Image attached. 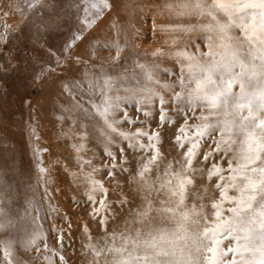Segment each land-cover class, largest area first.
Instances as JSON below:
<instances>
[{"label": "snow or ice", "instance_id": "6c2138e0", "mask_svg": "<svg viewBox=\"0 0 264 264\" xmlns=\"http://www.w3.org/2000/svg\"><path fill=\"white\" fill-rule=\"evenodd\" d=\"M122 14L150 29L130 36ZM147 31L164 37L150 58L126 55ZM12 73L66 100L53 115L71 152L46 166L37 143L23 183L0 137V264H76L77 239L79 264H264V0H8L0 77Z\"/></svg>", "mask_w": 264, "mask_h": 264}, {"label": "rangeland", "instance_id": "374dc122", "mask_svg": "<svg viewBox=\"0 0 264 264\" xmlns=\"http://www.w3.org/2000/svg\"><path fill=\"white\" fill-rule=\"evenodd\" d=\"M8 0H0V7H3ZM14 2V0H13ZM11 22V21H9ZM130 24H135L137 28H140L143 32L144 29H150L151 20L142 19L140 16L129 18L123 14L119 18V26L123 31H127L131 36L132 29ZM68 32H60L56 35L49 37V43L52 44L57 50H60ZM112 33L109 34L111 36ZM144 38L140 37L131 38L129 41V48L126 50V55L137 54L141 59H148L147 56L156 42L162 41L164 37L157 35L155 41L153 40L151 31L143 33ZM123 43V40H121ZM139 45V47H137ZM73 53H79L80 48H74ZM110 53L107 49H103L100 55L103 58H107ZM18 55L23 56L24 52L20 51ZM90 55V53H89ZM55 63V61H54ZM163 66L171 67L170 63H165ZM71 68V65H70ZM81 72L84 71V66H79ZM92 70V69H89ZM6 81V82H5ZM23 100L29 101L28 104H24ZM58 103H66V100L62 96H58L56 92L51 91L47 85L41 84L39 81L33 82L30 75L12 73L6 77H0V137H7L10 144H14L16 148L15 159L18 170L24 173L23 183H35L36 182V170H35V157L33 156L34 146L38 143L42 147L48 148L49 152L43 156L45 165L51 163V157L59 156L61 160L67 156L71 149L67 147V142L63 138L57 137V133L60 131V123L55 120L54 112H59ZM132 111V108L129 109ZM34 117V119H33ZM141 118H143L141 116ZM27 123H34L37 125V134L39 139L30 138L29 133L25 125ZM70 123V122H69ZM68 125H64L67 127ZM95 141L92 142L94 144ZM89 144V147H92ZM3 149V142H0V150ZM101 151L102 150H98ZM87 155H91L88 153ZM100 163V160H97ZM58 168V166H56ZM54 175L57 173L54 172ZM31 177V179H29ZM60 179V191L56 194L59 201V206L68 212H72L75 205L71 204V197L73 195L72 188L69 186V181L65 179L64 175L59 174ZM199 179V178H197ZM40 194H43L42 188ZM209 196L211 195V189H209ZM79 216V212L73 214L72 219L75 222ZM52 221L46 220V226L50 227ZM120 222H117L119 224ZM57 226H61V221L56 220ZM117 225H111L112 227ZM73 227L76 225L73 223ZM95 231V225H90ZM65 245H68V240H65ZM68 256L75 255L77 258L76 264H79L83 257L80 255V244L77 239L74 247H68Z\"/></svg>", "mask_w": 264, "mask_h": 264}]
</instances>
